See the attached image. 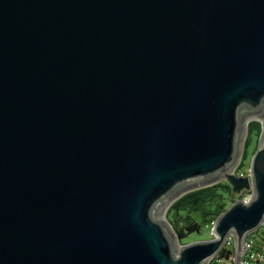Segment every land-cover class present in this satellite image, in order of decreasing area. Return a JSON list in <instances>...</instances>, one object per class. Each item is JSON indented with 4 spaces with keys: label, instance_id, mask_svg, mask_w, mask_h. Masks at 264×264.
I'll return each instance as SVG.
<instances>
[{
    "label": "water",
    "instance_id": "95a60500",
    "mask_svg": "<svg viewBox=\"0 0 264 264\" xmlns=\"http://www.w3.org/2000/svg\"><path fill=\"white\" fill-rule=\"evenodd\" d=\"M222 178L251 198L179 247ZM263 223L264 0H0V264H240Z\"/></svg>",
    "mask_w": 264,
    "mask_h": 264
},
{
    "label": "trees",
    "instance_id": "16d2710c",
    "mask_svg": "<svg viewBox=\"0 0 264 264\" xmlns=\"http://www.w3.org/2000/svg\"><path fill=\"white\" fill-rule=\"evenodd\" d=\"M262 130V124L260 122L252 121L249 123L248 139L245 145L243 162L238 168L239 172L244 170L245 160L249 155L248 147L251 143V138L254 136L258 140L257 147L252 154L254 155L259 147ZM207 189L213 192L209 198H205ZM207 189L190 192L173 205L171 215L174 221L171 224L181 241H186L191 235L200 234L204 226L213 228V224L217 219L235 202L232 199L233 192L230 185ZM234 252L233 248H227L225 246L216 257H221L226 262ZM215 259L211 261V264L216 263Z\"/></svg>",
    "mask_w": 264,
    "mask_h": 264
},
{
    "label": "rangeland",
    "instance_id": "374dc122",
    "mask_svg": "<svg viewBox=\"0 0 264 264\" xmlns=\"http://www.w3.org/2000/svg\"><path fill=\"white\" fill-rule=\"evenodd\" d=\"M252 121H254V120H251V121L247 122V133H246V137H245V141H244V145H243V152H242L241 160H240V163L238 164V166L236 167V169L233 171V173L235 175H237V176L248 177L250 175L251 161H252V158L254 156L252 154L254 153V151H255V149L257 147V143H258V140H257L256 137L253 136L251 138V143H250V145L248 147L249 155H248L247 159L245 160L244 170L242 172L241 171L239 172L238 168L243 162V156H244V152H245V145H246V142H247V139H248V125ZM226 185H230L228 180L226 178H222V179H220V180H218V181H216V182H214L212 184H208V185H205V186L190 190V191L182 194L181 196L177 197L173 202H171V204L167 207V209L165 211L164 218H165V221L168 223V225L173 230V232H174L176 237H177V235L175 233L174 227L171 224L174 221V218L171 215V211H172V208H173V205L175 204V202L178 201L180 198H182L183 196H185L186 194H188L190 192H193V191H196V190H200V189H207V188H213V187H222V186H226ZM250 193L251 192L243 191L241 194H234V197L232 199L235 202L240 200V199L249 200L251 198V194ZM212 194H213V192H211V191H209V189H207V192L205 193V198L211 197ZM212 229L213 228H208V227L204 226L202 228L200 234H194V235L189 236L186 241H181L179 246L181 247V245H186V244H190V243L197 242V241H206V240L213 239ZM255 236H256V241L257 242L260 241V239L262 237L261 231L256 232ZM229 240L233 242L234 241V237H231ZM232 247H233V249L235 251V246L233 245ZM234 254H235V252H234Z\"/></svg>",
    "mask_w": 264,
    "mask_h": 264
},
{
    "label": "built area",
    "instance_id": "2783aa9c",
    "mask_svg": "<svg viewBox=\"0 0 264 264\" xmlns=\"http://www.w3.org/2000/svg\"><path fill=\"white\" fill-rule=\"evenodd\" d=\"M258 231H261L262 237L260 241L257 242L255 233ZM258 231L250 234L247 237L244 243V249L243 254L241 255L240 264H264V223L261 225ZM229 239L226 242L225 246H227V248H233L232 246L234 245V241L232 242ZM215 258L216 263L212 264H236V254H233L231 258L226 262L221 257ZM211 261L209 264H211Z\"/></svg>",
    "mask_w": 264,
    "mask_h": 264
},
{
    "label": "bare ground",
    "instance_id": "6f19581e",
    "mask_svg": "<svg viewBox=\"0 0 264 264\" xmlns=\"http://www.w3.org/2000/svg\"><path fill=\"white\" fill-rule=\"evenodd\" d=\"M180 247V246H179Z\"/></svg>",
    "mask_w": 264,
    "mask_h": 264
}]
</instances>
